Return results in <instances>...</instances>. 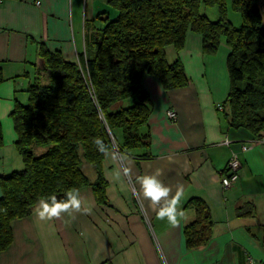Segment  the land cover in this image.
Segmentation results:
<instances>
[{
    "label": "crops",
    "instance_id": "0c3cea01",
    "mask_svg": "<svg viewBox=\"0 0 264 264\" xmlns=\"http://www.w3.org/2000/svg\"><path fill=\"white\" fill-rule=\"evenodd\" d=\"M105 10L101 0H0V176L23 169L10 114L15 103L28 102L26 90L42 66L40 50L78 62L92 32L108 18ZM228 52L222 44L215 55H204L193 33L178 53L167 47V61L180 59L188 83L166 91L152 76L142 79L151 111L139 133L147 135V145L128 152L127 161L119 159L115 145L104 154V202L87 186L80 189L82 210L74 218L64 214L40 221L34 209L13 221L12 241L0 251V264H243L247 258L264 264V142L230 128L218 110L229 92ZM169 110L175 122L166 118ZM233 154L241 170L224 190L221 177ZM123 167L131 168V181ZM91 169L89 177L84 174L93 185L97 173ZM157 170L173 195L178 187L183 190L179 210L184 215L176 226L159 220L149 201L133 195L136 177ZM193 200L206 207L212 235L205 246L188 249L183 228L195 219ZM245 204L253 213L239 216Z\"/></svg>",
    "mask_w": 264,
    "mask_h": 264
},
{
    "label": "trees",
    "instance_id": "16d2710c",
    "mask_svg": "<svg viewBox=\"0 0 264 264\" xmlns=\"http://www.w3.org/2000/svg\"><path fill=\"white\" fill-rule=\"evenodd\" d=\"M110 3L117 16L92 32L78 62L66 61L58 51L40 50L42 66L26 90L28 102L15 103L10 114L23 169L0 176V251L12 241V222L30 216L41 197L61 199L70 188L92 186L104 202V154L114 145L119 154L147 145V135L139 133L151 111L142 79L152 76L166 91L187 85L180 59L169 63L166 48L178 53L189 33L200 37L204 55H215L222 44L228 47L229 92L218 110L230 128L264 142V0ZM202 6H216L218 19L201 14ZM228 6L242 17L239 29L227 18ZM97 138L106 152L98 150ZM36 148L44 150L41 155H34ZM83 162L97 173L93 185ZM192 206L195 219L183 228L188 249L205 246L212 235L206 207L198 200ZM252 213L249 204L237 210L239 216Z\"/></svg>",
    "mask_w": 264,
    "mask_h": 264
},
{
    "label": "clouds",
    "instance_id": "9594fccd",
    "mask_svg": "<svg viewBox=\"0 0 264 264\" xmlns=\"http://www.w3.org/2000/svg\"><path fill=\"white\" fill-rule=\"evenodd\" d=\"M95 143L98 150L106 152V146L101 143L97 138ZM121 161H127L129 157L126 154H120ZM123 175L131 181L132 170L130 167L122 168ZM161 172L157 170L155 173H146L136 177L133 184V195L141 197L150 202L153 208H156V215L159 220H167L173 226L179 222L178 217L184 215L183 211L179 210L181 197L183 195L182 188L178 187L175 194H172V188L163 183L159 178ZM120 173H116V178L119 179ZM135 184L139 185L136 189ZM83 198L80 195V190L70 188L65 191L64 197L57 199L55 195L48 196L47 198L41 197L35 208V216L40 221H52L62 219L64 214L72 216L74 213L81 212ZM90 213L91 209L85 210Z\"/></svg>",
    "mask_w": 264,
    "mask_h": 264
},
{
    "label": "rangeland",
    "instance_id": "374dc122",
    "mask_svg": "<svg viewBox=\"0 0 264 264\" xmlns=\"http://www.w3.org/2000/svg\"><path fill=\"white\" fill-rule=\"evenodd\" d=\"M99 1L100 0H97V2ZM101 1L104 2V7L108 8V10H105V15L107 14L106 16H108L110 20L114 19L117 16V9L112 3H110L111 0H101ZM200 13L205 15L211 21H216L218 19V11L216 6H207V7L202 6ZM227 18L235 29H239L241 27L242 17L240 13L237 11H233L232 9H230L229 6L227 10ZM43 151H44L43 149L36 148L34 149V155L39 156L42 154ZM91 168L92 167H90L87 163L85 162L83 163L82 169L88 177L92 174Z\"/></svg>",
    "mask_w": 264,
    "mask_h": 264
},
{
    "label": "built area",
    "instance_id": "2783aa9c",
    "mask_svg": "<svg viewBox=\"0 0 264 264\" xmlns=\"http://www.w3.org/2000/svg\"><path fill=\"white\" fill-rule=\"evenodd\" d=\"M40 4H41L40 1L35 2L36 6H40ZM165 115L170 122H175L176 114L173 110L167 111ZM226 143L227 141H225V144ZM242 150L243 151L248 150V146H243ZM240 170H241V164L238 157L234 154L231 155L225 164L224 172L221 177V186L224 190H228L236 183V181L239 178ZM243 264H262V263H256L251 258H247L246 262Z\"/></svg>",
    "mask_w": 264,
    "mask_h": 264
}]
</instances>
